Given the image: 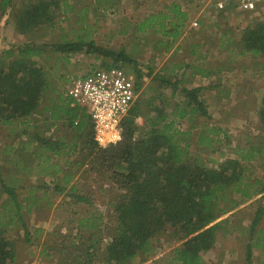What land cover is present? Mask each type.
<instances>
[{"label": "rangeland", "instance_id": "obj_1", "mask_svg": "<svg viewBox=\"0 0 264 264\" xmlns=\"http://www.w3.org/2000/svg\"><path fill=\"white\" fill-rule=\"evenodd\" d=\"M31 1L39 0H12L11 7L0 19V52L16 45H36L41 53L33 59L43 69L47 82L35 113L25 120L0 124V144L12 148L9 154L14 159V167H0V175L16 194L11 199L0 190V223H7L6 219L11 223L5 227V233L14 246L15 264L69 263L75 252L72 241L85 240L78 237L76 229L82 217L103 216L100 234L103 240L99 244L103 249L109 241L106 226L114 222L110 217L112 207L121 193L108 176L90 171V156L85 151L89 143L84 142L91 137L89 125L78 133L68 126L65 117L52 118L53 112L58 114L61 110V101L70 100L64 91L72 79L112 61L85 50L68 54L51 48L66 41H92L97 47L124 50L133 61L115 64L134 78L138 74L142 77L135 101L138 109V116L134 118L138 129L135 137L143 134L157 113H162L164 122L175 121L173 127L180 132L178 137L187 145L190 158L209 169L218 168L227 159H239L243 151H254L255 155L241 164L243 178L256 182L254 191L262 187L263 192L250 199L232 194L238 206L211 223L220 225L212 248L202 252L201 258L202 264H249L246 247L250 244L251 264H264V214L258 225L250 228L257 208L264 207V131L258 119L264 96V55L244 52L241 41L245 28L264 23V4L254 10L216 11L208 5V0H57L51 24H42L28 34L18 33L14 27V11ZM174 4L187 13L175 38L164 34L173 28L170 19L164 21L166 28L159 18L137 25L151 15L167 13L168 7ZM193 37H201L206 42L193 47L188 42ZM192 65L207 71L208 75L200 77ZM158 74L176 86L159 84L155 80ZM197 81L205 87L198 98L207 114L198 109L192 111L193 105L179 90L181 85L193 88ZM37 138L63 143L56 151L43 150ZM22 146L26 152L18 149ZM70 163L78 169L79 176L74 189L61 194L54 187L65 176L66 167H72ZM54 164L57 171L48 176ZM33 185H44V188L35 192L31 189ZM250 190L246 188L247 192ZM225 192L217 191V197ZM38 193L44 195V202L31 199ZM28 194L30 199L25 201L23 197ZM72 194L86 196L89 202H77ZM230 195L226 192L227 198ZM34 202L37 203L34 207L27 206ZM50 203L54 204L51 210ZM216 204L224 209L232 206L225 199ZM81 234L87 236L88 231L83 230ZM181 243L171 232L157 236L152 240L151 256L140 254L129 264H177L173 252Z\"/></svg>", "mask_w": 264, "mask_h": 264}, {"label": "trees", "instance_id": "obj_2", "mask_svg": "<svg viewBox=\"0 0 264 264\" xmlns=\"http://www.w3.org/2000/svg\"><path fill=\"white\" fill-rule=\"evenodd\" d=\"M11 2L12 0H0V19L11 7ZM56 7L57 0H39L17 8L13 14L15 30L28 34L42 24H51ZM186 16L187 13L174 4L168 7L167 13L151 15L137 25H145L147 20L154 18L161 19V25H164V21L170 19L173 28L164 34L175 38ZM241 41L244 52L264 55V23L258 22L253 28H245ZM51 48L55 52L68 54L85 50L90 54L112 59L111 63L100 67L103 69L118 66L115 64L118 61L133 62L124 50L117 52L97 47L92 41H66L52 45ZM40 53L34 44L11 46L0 52V124L7 125L13 120L27 119L39 107L40 97L47 87L44 71L33 59ZM195 71L203 77L208 75L207 71ZM135 78L137 88L141 87L142 77L138 74ZM155 80L159 81V84H173V88L176 86V83L167 81L162 74L156 75ZM179 87L188 103L193 105L192 111L198 109L207 114L198 98L205 87ZM61 102L63 105L58 114H64L63 119L68 121L70 128L80 133L89 125L88 133L91 137L84 142L89 143L85 151L86 156H90V171L108 176L121 193L117 195L110 214L114 222L106 226L109 241L104 248L99 246L103 240L100 237L104 224L103 216L82 217L78 220L76 229L80 234L78 237L85 240L77 239V245L73 240L71 247L75 252L69 263L59 264H129L140 254L150 257L153 252L152 240L170 232L178 241L182 240L181 246L173 252L177 264H198V260L199 264H202L201 253L212 248L220 225L219 222L211 223L238 206V201L232 198V194H238L241 199H250L253 195L263 192L262 187H256L254 191L256 182L251 183L243 178L241 164L255 155L253 150L243 151L239 153V159H227L218 168L209 169L202 162L196 163L190 158L187 145H183L182 139L178 137L180 132L173 127L175 121L164 122L165 116L162 113H157L155 120L147 124L143 134L135 137L138 130L134 124V118L138 116L136 104L122 120L121 141L99 148L93 140L92 126L84 110L72 106V99ZM57 116L56 112L52 113V118ZM258 119L264 131V96ZM37 141L41 143L43 150L47 148L55 151L59 144L63 143L59 140L55 142L40 138H37ZM74 163L77 165L78 161L75 160ZM47 172L46 170L44 173ZM67 178V175L63 176L61 180L64 181L55 185L56 191L62 190L59 187L62 182L68 183ZM6 183L5 177L0 175V190L15 199L13 188ZM246 188L251 190L247 192ZM225 190L231 194L228 198L226 192L217 197V191ZM72 196L77 202H89L86 196ZM223 199L232 202L230 209L221 208L216 204L218 200ZM263 214L264 207H258L250 225L251 230L258 225ZM6 222L0 223V264H15L14 246L5 233V227L11 223L7 219ZM83 230L88 231L87 236L82 237ZM246 248L247 262L251 264V245L248 244ZM60 251L63 252L62 246ZM145 260L146 258L142 261Z\"/></svg>", "mask_w": 264, "mask_h": 264}, {"label": "built area", "instance_id": "obj_3", "mask_svg": "<svg viewBox=\"0 0 264 264\" xmlns=\"http://www.w3.org/2000/svg\"><path fill=\"white\" fill-rule=\"evenodd\" d=\"M264 0H208L216 11L254 10ZM136 80L120 66L95 68L72 79L64 95L72 106L84 110L93 130L97 147L105 148L122 139V120L135 104L138 92Z\"/></svg>", "mask_w": 264, "mask_h": 264}, {"label": "crops", "instance_id": "obj_4", "mask_svg": "<svg viewBox=\"0 0 264 264\" xmlns=\"http://www.w3.org/2000/svg\"><path fill=\"white\" fill-rule=\"evenodd\" d=\"M91 10V9H90ZM96 11H97V9H96ZM96 13V15H99V13L98 12H95ZM94 20V22L95 21H97L96 19H93ZM182 38H179V40H181ZM189 45L191 44V46H193V47H195V46H200L201 44H202V42L204 43V42H206V41H204L201 37H199V39H196L195 37H193V38H191L189 41ZM194 51L192 50L191 51V53H193ZM191 68H193L194 70H197V69H200L201 70V68H197V67H194L193 65L191 66ZM197 77H198V75H196ZM199 76L200 77H202L203 78V76H201L200 74H199ZM194 79V78H193ZM199 81H197L196 83H194V87H198L199 86V83H198ZM203 91V90H202ZM58 116V118H60L61 119V117H64V114L63 113H59V114H57ZM23 120H25V119H23ZM88 122H89V120H88ZM89 124H90V122H89ZM23 137H27L25 134L23 135ZM1 145V144H0ZM24 148H25V146H24ZM18 149H20V150H23V146L22 147H20V148H18ZM12 150V148L9 146V145H1V148H0V159H1V162H2V164H0V167L1 168H6V166L7 165H9L10 167L11 166H13L14 167V159H13V156H10V151ZM24 151V150H23ZM24 152H26V151H24ZM63 165V164H62ZM70 165H72V167H70L69 166V168L67 169V167H66V173H65V175H67V179H66V181L68 182L67 184H65V183H63L62 182V184L59 186L60 188H62V190H60L59 192L61 193V194H66V191L70 188V189H72L73 188V186H74V182H75V180L78 178V176H79V172L77 171V169H75L74 168V165H73V163H70ZM53 166V165H52ZM56 168V164H54V166H53V170H51V172L48 174V176L49 175H54L55 174V172L57 171V168ZM68 170V171H67ZM17 171H19V170H17ZM18 174H22L21 172H18ZM34 174V173H33ZM20 177H21V175H19ZM36 176H34L33 175V179L35 178ZM63 178V177H62ZM61 178V179H62ZM36 180V179H35ZM61 181H64V180H60V183H61ZM17 184V183H16ZM21 187H22V185H20ZM44 185H41V186H35V185H33L32 187H31V189L32 190H34L35 192H37V191H39V190H41L42 188H44L43 187ZM54 189H55V187H54ZM15 197H16V194H15ZM23 199L25 200V201H28L29 199H30V197H29V194H28V197L27 196H24L23 197ZM32 200H36V201H38V202H41V201H43V199H44V195L43 196H39V193L38 194H35V196L33 195L32 196V198H31ZM44 202V201H43ZM35 205H37V203H33V204H31V205H27V206H29V208L31 207H34ZM53 205L54 204H49L48 205V208H50V210H51V208L53 207Z\"/></svg>", "mask_w": 264, "mask_h": 264}]
</instances>
